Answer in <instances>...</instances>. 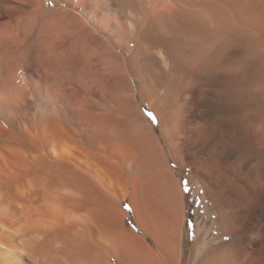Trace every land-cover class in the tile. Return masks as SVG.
Listing matches in <instances>:
<instances>
[{
	"label": "bare ground",
	"instance_id": "bare-ground-1",
	"mask_svg": "<svg viewBox=\"0 0 264 264\" xmlns=\"http://www.w3.org/2000/svg\"><path fill=\"white\" fill-rule=\"evenodd\" d=\"M179 172L216 214L186 259ZM262 249L264 0H0V264Z\"/></svg>",
	"mask_w": 264,
	"mask_h": 264
},
{
	"label": "rangeland",
	"instance_id": "rangeland-1",
	"mask_svg": "<svg viewBox=\"0 0 264 264\" xmlns=\"http://www.w3.org/2000/svg\"><path fill=\"white\" fill-rule=\"evenodd\" d=\"M144 111L147 113L149 107L147 105L143 106ZM156 117V116H155ZM157 120V118H156ZM150 121V119H149ZM151 122V121H150ZM154 128L158 131L157 122H151ZM178 179L181 184L182 192L184 195V248H185V259L188 257V252L192 246L194 238L196 237V227L197 222H204L206 218H210V221L213 220L216 216L215 213L206 216L207 205L210 204V199L204 198L202 192L197 188V185L190 183L186 175L179 172ZM187 187L189 191H184V187ZM260 220V219H259ZM186 221L189 224L186 226ZM129 223V222H128ZM260 259L264 260V249L260 250Z\"/></svg>",
	"mask_w": 264,
	"mask_h": 264
},
{
	"label": "snow or ice",
	"instance_id": "snow-or-ice-1",
	"mask_svg": "<svg viewBox=\"0 0 264 264\" xmlns=\"http://www.w3.org/2000/svg\"><path fill=\"white\" fill-rule=\"evenodd\" d=\"M146 115L148 116V118L150 119V121L151 122H153V123H156L157 121H156V117H155V115L151 112V111H148L147 113H146ZM184 191H189V189L185 186L184 187ZM125 207H127V205H125ZM189 224V222H187L186 221V226ZM225 239H227V237H225Z\"/></svg>",
	"mask_w": 264,
	"mask_h": 264
}]
</instances>
